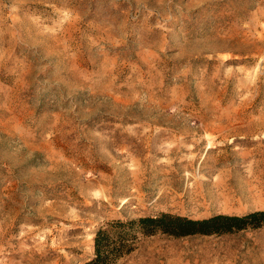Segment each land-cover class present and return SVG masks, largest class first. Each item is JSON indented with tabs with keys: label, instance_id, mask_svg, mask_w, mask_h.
Instances as JSON below:
<instances>
[{
	"label": "rangeland",
	"instance_id": "obj_1",
	"mask_svg": "<svg viewBox=\"0 0 264 264\" xmlns=\"http://www.w3.org/2000/svg\"><path fill=\"white\" fill-rule=\"evenodd\" d=\"M264 210V0H0V264H83L108 220ZM117 264H264V224L140 234Z\"/></svg>",
	"mask_w": 264,
	"mask_h": 264
},
{
	"label": "trees",
	"instance_id": "obj_2",
	"mask_svg": "<svg viewBox=\"0 0 264 264\" xmlns=\"http://www.w3.org/2000/svg\"><path fill=\"white\" fill-rule=\"evenodd\" d=\"M264 224V210L243 215L220 213L205 218H191L171 212L145 215L132 219H111L101 225L94 238V256L83 264H117L130 254L140 234L151 236L165 233L172 236L192 234H223L260 227Z\"/></svg>",
	"mask_w": 264,
	"mask_h": 264
}]
</instances>
